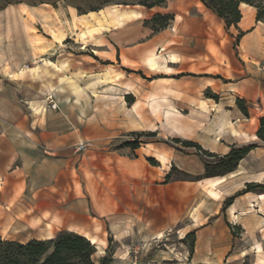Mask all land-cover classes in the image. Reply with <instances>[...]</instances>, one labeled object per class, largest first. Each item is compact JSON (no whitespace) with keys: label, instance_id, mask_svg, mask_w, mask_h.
<instances>
[{"label":"rangeland","instance_id":"rangeland-1","mask_svg":"<svg viewBox=\"0 0 264 264\" xmlns=\"http://www.w3.org/2000/svg\"><path fill=\"white\" fill-rule=\"evenodd\" d=\"M149 1L0 0V125L2 131L7 127L11 131L2 137L16 142L19 157L14 164L28 169V173L17 170L16 177H28L30 186L14 206L0 204L8 214L16 208V217L24 221L9 228L14 217L9 214L8 220H0V233L25 242L66 230L57 220H41L43 201L50 202L48 211L57 216L63 199L56 192L54 197H31V186L45 190L43 186L69 180L68 191L72 185L81 195L84 182L94 176L110 186L133 176L144 179L162 197L175 191L180 219L152 237L131 234L123 246L103 228L104 251L94 236L96 259L107 255L111 264H256L264 258V242L256 246L262 251L255 253L253 244L259 239L244 236L238 224L228 222L233 239L223 258L216 259V244L196 245V229L187 219L200 201L196 196L205 198V192L195 181L205 176L204 162L212 172L225 166L185 141L218 156L231 146L257 142L258 118L264 116V41L257 45L251 37H243L245 31L238 37V30L221 26L200 0H165L151 8L141 4ZM100 10L109 24L92 18L85 25L78 17ZM240 10L242 17H248L245 7ZM252 10L255 17L256 10ZM158 13L172 14L173 19L153 32L146 20ZM195 17H205L203 34L195 33L199 27ZM125 24V34L110 31ZM122 36L123 47L119 48L114 41ZM177 61L180 68L169 67ZM237 97L246 101L249 117L237 108ZM20 117L32 126L27 138L12 126ZM232 125L243 132L246 141L231 136L235 133ZM205 138L216 145L207 146ZM80 141L85 147L77 151ZM257 147L264 156V145ZM134 168L140 169L138 175H131ZM168 171L170 179L165 182ZM236 180L229 178L219 186L229 193L220 201L221 209L229 206L225 203L229 196L246 187ZM6 185L8 178L4 177L1 191ZM249 192H261L264 198L261 188ZM81 197L82 210L95 231L104 225L103 218L92 219L96 214ZM247 209L252 208L248 205ZM113 217L120 225L119 215ZM261 235L264 241V232ZM133 249H139L136 263ZM230 253H237L235 261L229 260ZM202 256L210 260H201Z\"/></svg>","mask_w":264,"mask_h":264},{"label":"crops","instance_id":"crops-1","mask_svg":"<svg viewBox=\"0 0 264 264\" xmlns=\"http://www.w3.org/2000/svg\"><path fill=\"white\" fill-rule=\"evenodd\" d=\"M245 8L246 11L249 12V15L248 17H241L237 23L238 28L246 32L243 37H251L253 41L259 45L262 43V41H264V23L261 21H256L255 17H252L254 14L252 6L247 5ZM141 17L133 19L132 21L140 20ZM215 18L221 22V26H225L222 19L218 17ZM193 21L199 23V27L196 28L195 33H198V35L203 34L207 28L205 17H195ZM193 21L190 20L191 23H193ZM126 27L127 24L117 29H111L110 31L116 32L118 34H125ZM232 28L236 29L234 26H231L230 30ZM123 37L125 38V36H122L114 41L115 45L119 48L123 47ZM121 53L126 56L129 54V52L123 50H121ZM171 53L180 55L174 51ZM109 60H111V58ZM122 60L127 62L125 57H123ZM180 63V61L170 62L169 64L172 66L169 67L174 69L177 67L180 68ZM184 70L187 69L185 68ZM259 88L261 87L259 86ZM12 126L23 133L25 138H27L26 133L32 134V126L28 125V123L25 122L22 117H20L18 121H16ZM232 126L235 130V133H231V136L246 141V139L242 136L243 132H238L235 125ZM5 133L11 134L10 129L7 127L2 131V127L0 125L1 184L3 183L4 177L8 178V185L4 187L3 191H1L2 189L0 186V204L5 206L8 205L9 207L12 205L14 206L17 198H20L21 195H24V192L30 186H28V177L23 180L16 177L17 170H22L23 172L28 173V169L26 166L23 168L14 164L15 160L19 157V153L15 148L16 142L13 140L10 141L4 139L2 135ZM205 142L209 147L210 145L213 147L216 145V143H211L209 138H205ZM258 149H260V147L250 150L246 156L239 161V164L235 170L228 172L225 175L211 176L202 178L197 182L195 181V183H197L205 192V198L203 195L196 196V198H200V201L198 200L192 206L193 211H190L187 220L192 225V228L196 229V245L200 244L204 246H213V244H216L219 247L216 259L223 258L226 253H228L232 244L231 241L233 236L230 233L228 222L232 224H238V226L242 228V234H244V236H256V238L259 240L253 244L255 253L262 251H257L256 249L257 245L261 247L264 242L261 235L262 232H264V229H261L262 225H264V198H260L261 192H246L240 194L234 198L233 202L227 208L221 209L220 201L225 195L229 193L222 191L219 187L229 178L238 179L236 181L240 182V184L247 182H264V156H262L263 153ZM249 156L253 157L248 161V163H243L247 160V158H249ZM27 160H30L28 156ZM139 172V168H134L131 171V175H138ZM62 173L68 177V173L65 171L62 170ZM245 175H248L249 177L246 178ZM132 177H127V180H122L120 184L114 182L112 186H110L108 184H102L98 182L94 176V178H90L87 182H84L81 189V195L75 193L74 186L72 185L71 191H68L67 185H70L69 180H58L55 184L43 186L46 188L45 190H42L43 188H40L41 190H39L37 186L34 188L31 186L32 192L30 195L31 197L36 198L38 196H44L48 198L49 196L54 197L53 194L55 193L53 192H56V197L63 199V203H61L63 205L62 208H58L57 216H54V213L52 214L49 212L47 208L50 202L43 201L41 204V213L43 211L44 212L41 215V220H49L51 222L57 220L60 226L68 231L79 233L84 237L87 236L86 234L90 235L86 237L88 240L89 238L95 236L102 242L101 247L102 251H104L103 249L105 248L106 239L102 236L103 228L107 229V232H111L114 237L116 236V241L120 242L121 246H123L125 238L131 236V234L135 235L137 232L140 233L141 236L144 235L146 237H152L155 233L165 230L167 225H169L172 220L177 222L180 219L177 217V195L175 191H171L162 197L160 192H156L154 189H152L150 184L146 185L144 179ZM81 196L88 200L90 207L96 214V216H92V219L99 220L100 218H103L102 221L104 225L100 224V226L97 227L95 231L93 223H91L87 215H85L84 211L82 210L83 199ZM209 198L213 199V201L209 202ZM248 205L251 206L252 209L248 210ZM16 212V208H12L10 210L9 214L13 215L14 217L11 216V221L13 219V222L10 224L9 228H11L13 224H18L20 222L24 223V221L19 216L16 217ZM28 212L29 210L26 208V211L24 212L26 217ZM9 214L6 212L5 208L0 206V220H8L7 215ZM114 215H119L120 225L117 224V220H114ZM49 226L51 227V225ZM28 227L31 228L30 225H28ZM80 229H82L83 232H81ZM99 229H101L100 232ZM119 231L121 232V235L118 237L117 234ZM214 231H217L216 235L213 234ZM52 234L53 232L47 238H51L53 236ZM207 234H210V236L208 238H203V235L205 236ZM0 235L2 236L1 233ZM31 238L32 237L29 239ZM16 240L23 241L20 238ZM96 251L98 252L97 248ZM241 251L242 255L246 254L245 251L240 250V252ZM196 252H194L192 255L195 256ZM236 255L237 253H230L229 260L235 261L237 258ZM201 260H210V257L202 256ZM256 264H264V258H259Z\"/></svg>","mask_w":264,"mask_h":264},{"label":"trees","instance_id":"trees-1","mask_svg":"<svg viewBox=\"0 0 264 264\" xmlns=\"http://www.w3.org/2000/svg\"><path fill=\"white\" fill-rule=\"evenodd\" d=\"M164 1L165 0H150L149 2H143L141 4L151 8L156 5H162ZM200 2L214 15L223 20L226 29L234 26L238 30V37H241L245 33L240 30L237 25L242 17L240 10L241 3H246L254 7L256 10L255 20L264 22V0H200ZM7 3H9V1ZM172 19V14L158 13L146 20V23L150 29L155 32L167 26L168 22ZM157 23H159L158 26L156 25ZM209 97L215 100L217 99L216 96ZM235 104L245 117H249V109L245 100L237 97L235 99ZM255 139H257V142L231 146L228 152L222 156L202 150L198 143L192 141H185V145L199 148L204 154L215 158L217 163L225 166L221 171L212 172L208 171V163L204 162L206 172L205 176L202 178H206L225 175L235 170L238 162L244 158L250 150L256 148L259 144L264 145V116L258 118ZM136 147L137 145L133 146V148ZM172 168H174V165L171 166L170 171ZM170 171L164 176L165 182L170 179ZM256 187L261 188L262 192H264V184L249 182L246 183V187L242 191L229 196L225 203L230 205L236 196L253 191ZM190 250H192V248H190ZM95 253V246L86 237L67 230H60L53 237L48 239L31 238L25 242L2 237L0 235V264H111V259L107 255H103L96 259L94 257ZM240 264H248V262L243 261Z\"/></svg>","mask_w":264,"mask_h":264},{"label":"bare ground","instance_id":"bare-ground-1","mask_svg":"<svg viewBox=\"0 0 264 264\" xmlns=\"http://www.w3.org/2000/svg\"><path fill=\"white\" fill-rule=\"evenodd\" d=\"M247 4L246 3H241L240 4V8L241 7H246ZM45 15V14H44ZM78 16V15H77ZM80 17V21H82V23H84L85 25L86 24H89L92 22V18L96 20V22L98 23H107L109 24L110 23V20L107 18V15L106 13L103 11V10H100L99 12H91L89 15H81V16H78ZM91 17V19L89 18ZM111 20H114L113 17L110 18ZM98 25V24H97ZM101 26V25H100ZM103 26V25H102ZM54 35V34H53ZM243 213V212H242ZM87 237V236H85ZM89 241H91L92 244H95L97 243L95 237H91L89 238ZM97 248V247H96Z\"/></svg>","mask_w":264,"mask_h":264},{"label":"built area","instance_id":"built-area-1","mask_svg":"<svg viewBox=\"0 0 264 264\" xmlns=\"http://www.w3.org/2000/svg\"><path fill=\"white\" fill-rule=\"evenodd\" d=\"M53 107L55 108V105H53ZM85 147L84 143L82 141H80L77 145H76V150L80 151L83 150ZM138 251L139 249H133V263H136V260L138 258Z\"/></svg>","mask_w":264,"mask_h":264}]
</instances>
